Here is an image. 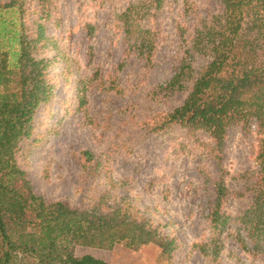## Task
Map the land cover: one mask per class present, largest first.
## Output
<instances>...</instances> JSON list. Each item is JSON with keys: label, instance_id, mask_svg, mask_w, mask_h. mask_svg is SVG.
<instances>
[{"label": "rangeland", "instance_id": "374dc122", "mask_svg": "<svg viewBox=\"0 0 264 264\" xmlns=\"http://www.w3.org/2000/svg\"><path fill=\"white\" fill-rule=\"evenodd\" d=\"M132 1L50 0L43 22L53 43L44 53L56 55L48 70L54 96L39 106L33 134L20 143L18 164L48 201L62 199L79 208L101 198L107 204L120 202L176 244L169 255L154 243L138 249L77 247L76 254L89 253L108 264H264V250L243 248L230 235L217 259L194 246L211 238L208 211L214 189L204 175L215 176L219 169L206 144L208 135L179 126L151 129L157 114L184 99V92L166 93L160 85L171 77L179 55L176 25L187 26L192 19L184 12V0H167L142 21L157 31L146 65L124 42L115 18ZM189 1L201 16L214 12L218 2ZM25 5L30 25L38 4ZM86 23L92 36L86 34ZM255 143L254 125L248 134L228 129L221 165L229 188L241 187L231 175L255 167ZM83 150L92 152V161L85 160ZM248 201V195L227 198L223 208L234 214Z\"/></svg>", "mask_w": 264, "mask_h": 264}, {"label": "trees", "instance_id": "16d2710c", "mask_svg": "<svg viewBox=\"0 0 264 264\" xmlns=\"http://www.w3.org/2000/svg\"><path fill=\"white\" fill-rule=\"evenodd\" d=\"M26 1L38 4L30 25ZM166 1L135 0L115 16L124 42L146 65L153 56L157 31L142 21H149ZM183 2L192 22L176 25L179 55L171 77L160 88L185 96L180 105L157 114L151 129L179 126L190 134L208 135L206 144L219 169L215 176L204 175L214 189L208 211L211 238L194 246L217 259L230 235L243 248L263 251L264 0H218L216 10L205 16L189 0ZM49 3L0 1V264H108L89 253L76 254V249L109 250L115 244L138 249L154 243L169 255L176 247L174 239L159 235L120 202L107 204L101 198L91 207L79 208L62 199L48 201L35 192L18 164L20 143L33 134L39 106L54 96L48 70L56 55L44 53L53 43L43 22L49 18ZM86 25V34L92 36L93 28ZM252 125L255 167L231 175L241 183L231 189L221 165L227 131L237 127L248 134ZM82 154L92 161V152ZM247 195L249 201L236 213L223 208L227 198Z\"/></svg>", "mask_w": 264, "mask_h": 264}]
</instances>
